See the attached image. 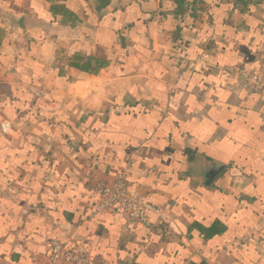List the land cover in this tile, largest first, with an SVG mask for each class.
Listing matches in <instances>:
<instances>
[{
	"label": "crops",
	"instance_id": "1",
	"mask_svg": "<svg viewBox=\"0 0 264 264\" xmlns=\"http://www.w3.org/2000/svg\"><path fill=\"white\" fill-rule=\"evenodd\" d=\"M234 67L264 76V0H0V264H264V95ZM118 175L151 228L95 214Z\"/></svg>",
	"mask_w": 264,
	"mask_h": 264
},
{
	"label": "built area",
	"instance_id": "2",
	"mask_svg": "<svg viewBox=\"0 0 264 264\" xmlns=\"http://www.w3.org/2000/svg\"><path fill=\"white\" fill-rule=\"evenodd\" d=\"M227 71L235 76L244 77L247 87L264 95V76L260 73H253L238 67L229 68ZM1 127L5 130L7 126L2 124ZM96 193L98 201L95 205V214L103 212L114 213L120 210L130 220L146 228H151L152 226L148 217L149 213L162 216L159 208L127 191L124 175H118L111 182L98 183ZM45 264H90V255L87 249L81 245H64L57 240H52L48 245V255Z\"/></svg>",
	"mask_w": 264,
	"mask_h": 264
},
{
	"label": "water",
	"instance_id": "3",
	"mask_svg": "<svg viewBox=\"0 0 264 264\" xmlns=\"http://www.w3.org/2000/svg\"><path fill=\"white\" fill-rule=\"evenodd\" d=\"M11 20V23L15 26V27H18L19 29H20V23H21V21H22V18H17V19H13V18H11L10 19ZM210 176H209V180H210Z\"/></svg>",
	"mask_w": 264,
	"mask_h": 264
},
{
	"label": "trees",
	"instance_id": "4",
	"mask_svg": "<svg viewBox=\"0 0 264 264\" xmlns=\"http://www.w3.org/2000/svg\"><path fill=\"white\" fill-rule=\"evenodd\" d=\"M210 232H211V234L209 235V237H211V238H212V235L217 234L216 233V229H215L214 226L212 227V229L210 230ZM192 264H204V263H201V262H192Z\"/></svg>",
	"mask_w": 264,
	"mask_h": 264
}]
</instances>
